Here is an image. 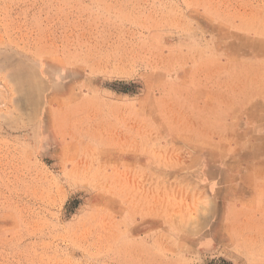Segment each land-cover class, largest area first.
Returning a JSON list of instances; mask_svg holds the SVG:
<instances>
[{
    "label": "rangeland",
    "instance_id": "1",
    "mask_svg": "<svg viewBox=\"0 0 264 264\" xmlns=\"http://www.w3.org/2000/svg\"><path fill=\"white\" fill-rule=\"evenodd\" d=\"M0 264H264V0H0Z\"/></svg>",
    "mask_w": 264,
    "mask_h": 264
},
{
    "label": "bare ground",
    "instance_id": "2",
    "mask_svg": "<svg viewBox=\"0 0 264 264\" xmlns=\"http://www.w3.org/2000/svg\"><path fill=\"white\" fill-rule=\"evenodd\" d=\"M260 65H261V64H260ZM258 66H259V65H258ZM261 88H262V87H261ZM262 89H263V88H262ZM251 90H252V89H251ZM251 90H250V91H251Z\"/></svg>",
    "mask_w": 264,
    "mask_h": 264
}]
</instances>
